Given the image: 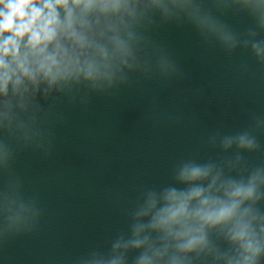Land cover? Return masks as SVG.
<instances>
[{"label": "clouds", "instance_id": "obj_1", "mask_svg": "<svg viewBox=\"0 0 264 264\" xmlns=\"http://www.w3.org/2000/svg\"><path fill=\"white\" fill-rule=\"evenodd\" d=\"M229 14L249 24L238 31ZM169 25L228 55L249 52L264 68V0H0V243L39 226L43 209L24 195L14 165L21 150L42 147L54 105L115 94L153 70L179 74L152 38ZM249 120L208 135L215 159L189 154L170 183L140 188L123 210L126 228L73 264H264V161L243 155L264 152V115Z\"/></svg>", "mask_w": 264, "mask_h": 264}]
</instances>
